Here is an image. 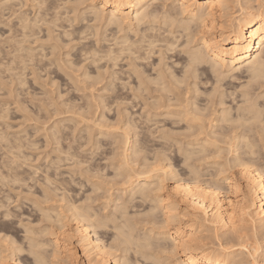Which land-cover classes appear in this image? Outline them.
<instances>
[{"label": "bare ground", "instance_id": "obj_1", "mask_svg": "<svg viewBox=\"0 0 264 264\" xmlns=\"http://www.w3.org/2000/svg\"><path fill=\"white\" fill-rule=\"evenodd\" d=\"M231 1L234 3L233 10L236 8L235 11L231 10L229 13L228 0H0V15L4 16L2 19L5 20V16L8 15V19L13 16L12 18L15 20L13 23L9 21L10 25H6V23L4 25V21L0 18L2 21L0 26L3 25V28L7 26L4 29L8 32H4V34L0 32V35L5 36L6 33L8 36L1 39H7L6 42L11 41L10 45L8 42V47H6L7 44H4L5 46L1 44L4 43V40L3 42L0 40V44L4 46L0 48V53L4 48L12 49L11 54L8 53L11 55V63L4 62L8 67L10 65L11 74L14 75L12 68L17 61L19 66L17 67V64L14 69L18 68V70L15 69L18 72L24 68L18 73L21 75L24 71L29 70L27 67L25 69V66L29 65L27 63L30 60L34 61L37 57L36 63L38 64L39 60L44 61L43 59L48 57L47 55L55 56L53 59L48 57L50 60L46 58L49 63L55 58L54 62L57 65L51 61L54 66L57 67L61 64V66H65L64 68H68L67 64L71 59L67 61L65 56L68 57L71 53H75L77 60L82 59L86 63L89 59L90 65L95 64L94 67L97 70L103 64L106 65L103 67L108 68V71H105L108 72L109 83L106 80L102 91H106L104 89H111V92L112 90L129 89L133 92L143 91L144 93L145 91L147 93L149 91L153 94L155 91L158 93L157 96L147 94L152 97L151 101L148 100L149 103H147L146 96L144 97L146 101L141 100V95L138 92L140 98L135 99L137 97L133 94L134 98L133 96L132 98L140 99L142 102L144 100L141 106H143L142 108L149 106V110H142H146L148 115H165L170 118L174 116L171 118L174 119L171 122L175 123L174 125L182 122L184 125L179 128L183 127L186 131L181 132V136H175L171 134L172 132L167 133L170 131L169 129L167 132L163 130L164 132L158 137L160 147H157L160 149L153 150L152 148V151L149 149L151 146L149 147L148 143L152 131L150 130V134H148V129H146L150 126L146 124L148 122L143 123L148 125L145 128L141 127L144 126L141 122L140 128L144 131H138L136 128L139 127L137 126L139 119L136 118L137 122L135 123L133 118L131 119L133 116H128V112L123 111L122 116L120 112H115L118 114L115 117L116 120L120 119L118 117H122L123 120L118 121V125L121 123V126L117 128L119 132L113 133V138L108 144L113 146L111 151L113 158H111L115 159L112 163L114 167L111 166L114 169V176H112L114 179L111 182L115 183V179H117L116 182L120 179V182H118V186L114 184L115 187L112 183V186L108 185L110 184L107 181L109 179L104 183L100 181L102 178H98L100 182H90V178L86 177V182L90 183L89 185L92 187L90 190L93 193L102 190L101 196L102 194L108 195V197L105 196L108 200L103 199L107 202L100 203L102 205L91 204L93 201L96 203L95 200L98 197L96 194L95 200H92V195H90L91 197L86 195L85 198L83 197L84 200L81 197V201L79 200L77 203L75 198L77 195L74 194L75 197H72L69 188V182L72 183V178L74 180L73 175L70 180H67V177L59 176L64 180L61 181L56 176L57 174L54 176L48 172L58 169L60 174L59 168L52 166L50 168L53 169L49 168L45 172L43 170L46 169H42L39 175H35L39 173L40 166L39 168L36 166V168L26 162L29 166L27 170L26 164L21 160L25 153L23 151L21 155L24 136L14 134V137L7 139V136L3 137V133L0 132L2 134V137L0 136L1 148L5 147L4 150L7 148L4 155L6 158L2 156L4 151L0 150L2 151L0 152L2 153V155L0 154L2 156H0V183L2 184L0 188L5 186L6 189L8 188L6 191L3 190L5 194L0 189L2 193H0V261H3V264H78L79 251L84 258V264H243L246 253L242 248H246V252L253 257L256 264L259 257L264 261V251L261 254L257 252L259 244L255 243L257 247H247L250 236H255L253 238H257L256 236L259 235L264 237V162L258 160L257 163V157L262 155L260 149H257L260 148L258 142L263 143L261 146L264 150V122L261 119L264 114V0ZM10 34L11 36H9ZM40 34L44 36V39L39 37ZM70 42H74V44L67 46ZM30 43L41 49L34 48ZM66 47H69V50L71 47L75 52L68 51L70 54L68 55V52L64 51L65 56L63 55L62 58L65 59L61 60L59 56H62L61 51L66 50ZM179 47L181 48L177 51ZM38 50L41 51L37 52ZM156 53L159 55L158 59L156 58L157 64L156 61L149 60ZM5 55L8 57L6 53ZM5 55L2 57H5L6 60ZM57 55L61 61L66 62L65 65L63 62L58 63L61 61L56 59ZM40 56L43 59H38ZM165 58H170V60L173 58V61L169 64L165 62ZM9 60L6 61L9 62ZM47 61L42 67L51 66V63L45 64ZM120 61H125V64L119 66L120 70H115ZM100 63L103 64L100 65ZM32 64L34 65V62L30 63V65ZM74 64H71L70 61L71 69ZM2 65L1 71L3 72L7 67ZM30 65L28 67L33 69ZM148 65H153V70L151 69L154 71L153 74L147 69ZM11 66L13 67L11 68ZM61 66L58 67L59 70H61ZM125 66H127L126 69L123 68ZM35 67L37 66L35 65ZM109 67H111V71H109ZM9 69L7 68V71ZM35 69L32 71L33 73ZM78 70L80 69H77V72ZM86 70L88 69L86 68ZM97 70L94 71L99 80V77L103 78L104 72ZM92 71L91 73L95 76ZM117 71H120V76ZM83 73L80 74L82 79H86L87 76L90 78L89 72ZM68 74L71 76L69 72ZM241 74H244L247 80L239 83L238 94L237 86L230 88L231 85L234 86L233 83L231 84L229 81L225 83V81L227 78L230 81L241 80L243 77ZM18 75L19 78L20 75ZM46 75L49 74L46 73ZM73 75L75 74L73 73ZM23 76L25 75L23 74ZM23 76L21 75L19 81L16 77L15 81L26 87ZM71 77H74L76 81L75 76ZM77 77L79 80L80 76ZM89 80L87 81L89 82ZM98 80L96 79L97 82ZM115 80L121 82L118 81V83ZM97 82L94 83L97 84ZM17 85L19 84L17 83L16 87ZM202 85H210V87L205 88ZM83 87L85 86L83 85ZM222 87L223 89H221ZM198 93L200 96L203 94L202 98L205 104L198 103L201 99H197ZM224 96L227 98L232 96L231 101H235L239 97L241 104L225 106L227 99L224 100ZM259 98L262 100L261 102ZM89 101L93 103L94 99L93 101L89 99ZM130 101L127 105L131 104ZM114 102H117V98ZM99 103L103 104L104 102L99 101ZM135 103L138 104L136 101ZM6 109L4 111L7 113ZM118 109L117 111H119ZM2 113L0 117L4 118ZM147 114L143 117L152 121L153 118L150 119ZM99 117H102L104 125H107L104 115ZM155 119L157 118L154 117L153 122L165 120V118L156 121ZM153 122L150 124L152 125ZM108 124L110 125V123ZM164 126L162 124L160 127ZM62 128L64 131V127ZM65 128V130L68 129L66 126ZM52 133L54 132L52 131ZM103 134L105 135V133ZM140 135L142 138H139ZM56 136L55 138H59L61 134ZM91 136L92 134L88 135L89 138ZM155 138L158 139L157 136ZM60 139L62 140L59 138L57 141ZM8 140L12 143L7 142ZM222 140V144L227 143L226 153L230 157L225 154L227 157H225V161L219 163L212 161L216 167L202 170L200 168L201 159L204 162L208 156H211L208 155L210 149L206 154L207 146H215V149H212L210 153L215 154H212L213 157H216L217 153L218 157V154H222L221 151L225 149L220 145L216 147ZM57 141L56 143H58ZM3 142L4 144L5 142L10 143V148L7 147V144L4 146ZM96 142H100L99 136ZM147 144L149 148H147ZM30 145L25 146L30 147ZM66 148L62 149L67 152ZM148 149L149 151H147ZM175 150L181 156L179 161L183 165L185 163L187 168H176L177 164L171 162L172 155L170 156V154H173ZM165 151L170 154L168 155V152ZM141 152L142 157H139ZM257 152L259 155L255 158L254 155ZM26 153L23 158L25 160L30 156L29 154L27 156ZM68 153L71 154L72 151ZM68 153L66 155L70 157L75 152L71 155ZM149 153L152 154L149 155ZM75 154L78 155L77 152ZM77 158H72V162L73 159L75 162ZM67 159L66 161H68ZM259 159L261 158L259 157ZM59 160L61 161V159ZM196 161H200V165ZM212 162L208 163L212 165ZM75 163L78 164L80 161ZM52 164L54 165V162ZM81 166L77 165L78 168ZM31 167L34 169H30ZM41 167L43 168V166ZM45 167L48 166L45 165ZM236 167L238 175L232 172ZM83 170L84 168L81 172ZM88 170H84V173L86 174L85 171ZM91 175L89 176L91 177ZM97 176L100 175L97 174ZM26 180L35 184L40 182L41 185H38L42 187L40 196L35 192L38 198L33 195L35 190L32 191L33 193L30 190L35 188V185L28 184ZM168 180H170V184H168ZM76 181V179L73 181V186ZM105 183L111 189L114 187L115 192L109 193L110 188L102 189ZM72 185L70 186L73 187ZM84 185L82 186L84 187ZM168 186L170 187L167 188ZM16 188L18 192L14 191L16 194L13 195L12 191ZM78 189L80 188L77 187V192L75 190L76 194H79ZM71 190L73 191L74 188ZM104 195L99 196L102 199ZM21 199L31 201L34 209L31 210L32 206L28 205L25 207L30 208V211H24L23 207H20V203L17 204ZM89 200L92 202L90 201V203ZM109 202H111L110 205H108ZM21 205L23 206V202ZM135 208L137 210L134 211ZM34 215L33 220L41 223L40 226L31 224V218ZM71 222L75 223H72L74 226L70 225ZM193 225H198L199 228L203 227L205 230L209 229V232L212 230L216 239L205 243L200 235L192 229ZM199 228L198 230H200ZM20 232H23L24 235L19 234ZM261 236L258 238L261 239ZM72 237L75 238L79 251L73 245ZM236 247L240 248L236 249ZM22 253L25 255L24 258L30 262L19 256ZM243 253L245 254L241 258ZM169 259V262L165 261ZM147 260H152V263Z\"/></svg>", "mask_w": 264, "mask_h": 264}, {"label": "rangeland", "instance_id": "obj_2", "mask_svg": "<svg viewBox=\"0 0 264 264\" xmlns=\"http://www.w3.org/2000/svg\"><path fill=\"white\" fill-rule=\"evenodd\" d=\"M230 1V2H229ZM231 0H228V2H227V4H229L228 5V12L230 13L231 12V10H232V12L233 11H235V8H234V10H233V5H234V3L232 2V4H231ZM231 7H232V9H231ZM235 14V13H234ZM8 15H6L5 16V20L4 19H2V17H4V16H2L1 17V15H0V18H1V20H3L4 21V25H5V23H6V25H10L11 23H13V21H15V20H13V16L11 17L10 16V19H8L9 17H7ZM8 19V20H7ZM0 20V22H2ZM7 20V22H5ZM12 20V21H11ZM9 21L11 22V23H9ZM7 23H9V24H7ZM3 24V23H2ZM2 26V27H1ZM0 26V30H1V28H2V30L0 31L1 33H3L4 34V32H6V29H4L5 27H7V26H4V28H3V25H1ZM6 33H8V32H6ZM6 33H5V36L3 35V34H1L0 36V40H2V42H3V40H4V43H1V44H7L8 42H9V40L6 42V40L4 39V38H6V37H8V36H6ZM41 35V34H40ZM39 35V37H41V38H43L44 39V36L43 35H41L40 36ZM9 36H11V34L9 35ZM2 37H4L3 39H1ZM9 39V38H8ZM41 40V39H40ZM6 42V43H5ZM11 42V41H10ZM10 42H9V45H10ZM0 44V48H2V46L3 45H1ZM74 44V42L73 43H71L70 42V44H68L67 46H71V45H73ZM4 45V46H5ZM30 45H31V43H30ZM3 46V47H4ZM31 46H33L34 48H36L37 46H35V44L34 45H31ZM6 47H8V44L6 45ZM68 48V49H67ZM180 48L181 47H179L178 49H177V51L178 50H180ZM5 49V48H4ZM3 49V51L1 50V53H0V64H1V62H3L2 64H4V67H5V65H6V63H11V55H8V53H10L11 54V50L12 49H10V47H9V49L10 50H8L7 48V50L5 49L4 50ZM36 49H41V48H36ZM35 49V50H36ZM70 49L71 50H69V47H66V50L64 49V50H62L61 52H62V56H59L60 58H61V60L62 59H65L66 58V60L68 61L69 59H71V60H69V62H68V64H67V66H69L68 68H64L65 66H61V64L59 65V66H61L62 68H61V70H59L60 68H58L59 66H57L56 67V62H54V61H56L55 60V58H54V61H52L54 64H56L55 66H54V64L50 61V63L46 60V58H50L51 59V57H52V59H53V57H55V56H51V55H47L48 57H46V58H44L43 59V57H38V59H40V58H42L44 61H40L39 60V65L36 63V58L37 57H35V60L34 61H32V60H30L29 62L30 63H32V62H34V65L32 64V65H30V63L28 62L27 64H29L30 66H32V68L33 69H30V67H28L29 65H26L25 66V69H26V67L27 68H29V70H27V71H24L23 72V74L25 75V76H23V74L21 73V75L23 76V80L25 81L24 82V85L26 86V87H24L22 84H20L19 82H17V81H15V79L17 80V75H18V73H19V71H22L24 68H22L21 70H19L18 72L17 71H15V69H14V67L18 64V61H17V63H16V65L14 64V67L13 66H11V68H12V70H14V75L13 74H11L10 73V70L11 69H9V67H10V65H9V67H8V65H6V67L9 69L8 71H7V68H6V70L4 71L3 70V72L1 71L2 69V64L0 65L1 67H0V71H1V73L0 74H2V75H0V85L2 86H0V110L3 112H1L5 117L3 118H1L0 119V132L1 133H3V137H4V135H6L7 136V139H9V137H10V139H11V137L13 136H15L16 134L19 136V135H23L24 136V138H23V145H22V153H21V155L23 154V151L26 153V155L27 154H29V155H27V156H29V157H27L26 158V160L25 159H23L24 158V156H25V153H24V155H22L23 157L21 158V160L22 161H24V163L26 164V162H27V164H30V166H37L38 168H39V166H40V168L41 169H38L39 170V173H37V174H35V175H39L40 174V170H42V169H46V170H43V172H45V171H47V170H49V168L50 167H56V168H59V172H60V174L58 173V169H54L52 172H51V170L50 171H48L49 173H51L52 175H54V174H57L56 176L58 177V179H60V177L59 176H63L62 178H65V177H67L68 179L67 180H70L71 179V176L72 177H74V180H73V178L71 179V181H72V183L71 182H69V188H70V193H71V195H72V197H75L74 196V194L75 195H80V196H78V198H77V196L75 197L76 199H77V203L79 202V200L81 201V197H82V200H84L83 199V197L85 198L86 197V195L87 196H90V195H92V197H93V199L92 200H95L94 198H95V194L98 196V197H96V199L97 200H95L96 201V203H93L92 202V200H89V202L91 203V204H93V205H102V204H104L105 202H107V198H105V196L107 195V194H102V196L104 195V198H100V196H101V192L103 193V191L102 190H100V192L98 191V192H96L95 191V193H93L92 192V190H90V189H92V187L89 185L90 183H87L86 181H87V179H86V177L88 176V178H90L89 180H90V182L91 181H99L101 178L102 179H105V180H100V181H103V183L104 182H110V184H108L109 186H112L111 185V181L114 179V177H113V179H112V176H114V169H113V167H114V165L112 164V163H114V160L115 159H112L113 157H112V154H111V151H112V148H113V146H112V144H108V142L109 141H111V138H113V133H116V132H119L118 131V129L117 128H119V126H121V123H120V125H118L117 123H118V121H120V120H123V118L122 117H118V118H120V119H118V121L116 120V118L115 117H117V113L118 112H120L121 113V116H122V114L124 113L123 111H125V112H128L127 114H128V116L129 117H131V116H133V117H131V119L133 118V120H134V122L136 123L137 121L139 122V123H137L138 125L137 126H139V127H135L138 131H144V130H142V128H140V123L142 122V124L144 123L145 124V122H148V123H146V124H148V125H150L149 126V128H151V129H149L148 127L146 128V129H148L147 130V132H148V134H150L149 133V131L151 130L152 132H151V137H149V135H148V140H153V141H148V143H149V147H148V144H147V148H149L150 150H152V148H153V150H156V149H160L159 147V145H158V143H159V141H160V139L158 138L159 137V135H161V133L162 132H164L163 130H166V132H167V130L169 131V132H167V133H170V132H172L171 134H173V135H175V136H181L180 135V133L181 132H186V131H184V128L182 127L181 129L179 128V127H181L182 125H184L182 122H180V124H177L176 123V125H174L171 121H173L171 118L172 117H174V116H172L171 118H170V116H165V115H155V116H153V115H151L150 113V115H148L147 114V112H146V110L148 109L149 110V106L147 107V108H142L143 106H141L142 105V103H144V97L145 98H148V99H146L147 100V103H149V101H151L152 99V97L151 96H157V94L158 93H155V91H154V94L153 93H150L149 91L146 93L145 91H144V93H143V91H137L140 95H141V98L140 97H138V96H140L136 91H132V90H129V89H124V90H121V91H113L112 90V92H114V93H112L110 90L111 89H104V90H106V91H102L103 90V85L104 84H106V80H107V83H109V81H108V76H107V74H108V72H106L105 70H107V69H105L104 67H106V65H104L103 63H100V65L101 64H103L102 65V69L104 70H102L101 68H99L98 70L97 69H95V64H92V65H90L91 63H89L90 62V60L88 59V61H86V63H85V61L83 62V60L82 59H80V61H81V63H80V61L79 60H77L78 58L76 57V54L75 53H71V52H75V50H73L71 47H70ZM8 51V52H7ZM41 51V50H40ZM39 50L37 51V52H40ZM64 51H69L70 53H71V55L69 54V52H68V55H70V56H72V58H70V56H68V57H66L63 53H64ZM4 53V54H3ZM5 53L8 55V57L5 55ZM42 53V52H41ZM72 54H74V55H72ZM2 55H5L6 56V60H9V62H7L4 58L5 57H2ZM65 56V58H62V57H64ZM2 57V58H1ZM58 57V55H57V57H56V59L57 60H60V58ZM158 57H159V55L156 53V54H153L152 55V57H151V59H149L151 62L153 61H156L155 63L157 64L158 62ZM48 58V59H49ZM59 58V59H58ZM157 58V59H156ZM174 58V60H175V57H173ZM173 58L170 60V58L168 59V58H165V62H167V63H169V64H171L170 62H172L173 61ZM2 59V60H1ZM49 59V60H50ZM4 60V61H3ZM60 60V61H61ZM65 60V61H66ZM76 62H75V61ZM168 60H169V62H168ZM14 61V60H13ZM38 61V60H37ZM45 61H47L45 64H47V65H51L50 67L48 66H46V68L45 67H42V65L44 66V62ZM70 61H71V64H74V63H77V64H79V65H72L73 66V68L71 69V65H69V63H70ZM4 62H6V63H4ZM27 62V59H26V61H25V63ZM41 62V63H40ZM64 63V60L63 61H61V62H59L58 61V63ZM73 62V63H72ZM83 62V63H82ZM13 63V62H12ZM49 63V64H48ZM66 63V62H65ZM65 63H64V65H65ZM85 63V64H84ZM150 63V62H149ZM154 63V64H155ZM41 64V65H40ZM81 64H83V65H81ZM124 65L125 64V61H120L119 62V65L118 66H116V69L115 70H120V68L121 67H119L120 65ZM11 65H13V64H11ZM35 65L37 66V67H35ZM19 66V64L17 65V67ZM53 66H54V68H53ZM74 66H77V67H74ZM104 66V67H103ZM3 67V68H4ZM39 67H42V68H39ZM78 67H80V68H78ZM84 67V68H83ZM152 67H153V65L151 66V65H148L147 66V69L150 71V72H152L151 74H153L154 73V71H152L153 69H152ZM37 69V71H36V69ZM45 68V69H44ZM48 68V70H46ZM64 68V69H63ZM73 70V73L75 74V75H73V73H71V70ZM74 68H75V71H76V73H75V71H74ZM82 68V69H81ZM86 68L88 69V70H86ZM91 68V69H90ZM97 68V67H96ZM110 69H109V71H111V67H109ZM123 68H127V66H125V67H123ZM5 69V68H4ZM35 69V72L33 73L32 71ZM38 69H39V71H38ZM42 69V70H41ZM51 69V70H50ZM66 69V70H65ZM77 69H80V70H78V72H77ZM83 69H85V70H83ZM152 69V70H151ZM16 70H18V68L16 69ZM31 70V71H30ZM45 72H44V71ZM68 70V71H67ZM93 72V73H95V71L94 70H97V71H101V72H104L102 75H103V78H102V76L101 77H99V80H98V78L96 77V73H95V76L91 73V71ZM47 71H49V72H47ZM56 71V72H55ZM64 71V72H63ZM80 71V72H79ZM87 71V73H88V75L90 74V78H87V77H89V76H87L86 77V79H82L83 77L81 76L82 75V73L83 72H86ZM108 71V70H107ZM6 72H8V73H10V74H8V73H6ZM17 73V75H16V73ZM26 72V73H25ZM38 72V73H37ZM52 74H51V73ZM67 72V73H66ZM68 72L70 73V75L71 76H75L76 77V81H75V79H74V77L72 78L71 76H69V74H68ZM118 73V75L120 76L121 75V73L119 74V72L120 71H117ZM37 73V74H36ZM42 73V74H41ZM46 73H48L49 75H46L45 76V74ZM35 76V79H34V76ZM38 74H41V75H38ZM68 74V75H67ZM81 74V75H80ZM84 74V73H83ZM106 74V75H105ZM10 75H13V76H10ZM16 75V76H15ZM20 75V74H19ZM18 75V76H19ZM21 75L19 76V78H18V81H19V79H21ZM37 75L39 76L38 77V79H37ZM66 75V76H65ZM93 75V76H92ZM145 75H146V73H145ZM11 77V80L12 79H14V80H10V77ZM14 76H15V78H14ZM65 76V77H64ZM70 78H68V77ZM77 76H80L79 77V80H78V77ZM84 76V75H83ZM241 76H243L242 78H241V80H239V79H237L236 81H234V80H229L228 78L226 79V81H225V83H227L228 81L232 84L233 83V85L234 86H232L230 83H228V84H230L231 85V87L230 88H235L236 86V91H237V93L239 94V87H240V85H239V83H241V82H245L246 80H247V78L244 76V74H241ZM7 77H9V78H7ZM17 77V78H16ZM24 77H25V79H24ZM108 77V78H107ZM3 78V79H2ZM54 78V79H53ZM100 78H102L101 80H100ZM107 78V79H106ZM2 79V80H1ZM68 79H69V81H68ZM89 79H91V80H89ZM93 79H95V80H93ZM96 79L98 80V82H100L99 84H98V82L96 81ZM22 80V81H23ZM72 80H74V82H72ZM78 80V81H77ZM80 80H82V81H80ZM87 80H89V82L87 81ZM26 81H27V84L29 85H27V84H25L26 83ZM66 81H67V83H66ZM85 82V83H82V82ZM91 81V82H90ZM104 81V82H103ZM119 80H115V82H118ZM12 82V83H11ZM86 82H88V83H86ZM97 82V84H95V83ZM119 82H121V81H119ZM118 82V83H119ZM19 84V85H17V87H16V84ZM23 83V82H22ZM75 85H74V84ZM236 83H237V85H236ZM67 84V85H66ZM85 86V87H83V85ZM90 84H91V86H90ZM94 84V85H93ZM20 85H22V86H20ZM87 85V86H86ZM92 85H93V87H95V88H93L92 87ZM239 85V86H238ZM20 86V87H19ZM90 86V87H89ZM203 86V85H202ZM205 86V88H208V87H210V85H204ZM203 86V87H204ZM226 86H228V85H226ZM18 87H19V89H18ZM71 87V88H70ZM87 87H89L88 89H86ZM91 87H92V89H91ZM203 87H202V89H203ZM223 87H225V86H223ZM223 87L221 88V89H223ZM80 88H81V91H80ZM83 88H85V89H83ZM226 88V87H225ZM76 89V90H75ZM79 90V91H78ZM109 90V91H108ZM129 90V91H128ZM122 91H124V92H122ZM129 92V94H131L130 96H129V94H128V92ZM131 91V92H130ZM200 91V90H199ZM119 92V93H118ZM122 92V93H121ZM141 92H142V94H141ZM152 92V91H151ZM202 92V91H201ZM92 93H93V95H92ZM137 93V94H136ZM146 93V94H145ZM151 94V96L150 95H147V94ZM236 93V94H237ZM114 94V95H113ZM117 94V95H116ZM118 94H119V96H118ZM121 94H122V96H121ZM123 94H125V95H123ZM128 94V95H127ZM135 95V97H137V98H135V99H138V98H140L141 100L142 99H144L143 100V102L139 99V100H135V99H133L134 98V96L133 95ZM235 94V95H236ZM127 95V96H126ZM142 95H143V97H142ZM189 95V94H188ZM203 94H201V96H200V94L198 93L197 94V97H196V95H195V98H197L198 100H199V102L198 103H200V105H203V104H205L204 102H203V96H202ZM93 96H94V98H93ZM100 97V99H98L99 97ZM104 96V97H103ZM111 96H113V97H111ZM132 96H133V98H132ZM148 96H150V97H148ZM200 96V97H199ZM110 97V98H109ZM129 97V98H128ZM225 97V96H224ZM229 98H227V96L224 98V100H226V103L225 104H227V105H225V106H229V105H232V106H235V105H239V101H241V100H239V97H237L236 99H235V101H236V103H238V104H236L235 103V101H231L233 98H231L232 96H228ZM102 98V99H101ZM107 98V99H106ZM117 98V102H114V100ZM119 98V99H118ZM120 98H121V101H120ZM127 98H128V100H127ZM133 99V101H132V99ZM241 98V97H240ZM89 99L91 100L92 99V101H93V99H94V101H93V103L91 102V101H89ZM98 99V100H97ZM105 99H106V101H105ZM110 99H112V100H110ZM150 99V100H149ZM197 99H195V100H197ZM204 99H205V95H204ZM229 99V100H228ZM262 99V98H261ZM122 100H124V102L126 103V101H127V103L125 104L124 102H122ZM126 100V101H125ZM131 100V101H130ZM145 100V101H146ZM149 100V101H148ZM197 100V101H198ZM259 100H260V98H259ZM258 100V101H259ZM99 101L101 102L102 101V103L103 104H100L99 103ZM110 101V102H109ZM120 101V102H119ZM130 101V103L132 104H129V105H127L128 104V102ZM135 101L136 102H138V104L137 103H135ZM140 101V102H139ZM201 101V102H200ZM262 100H260V102H261ZM90 102H91V104H90ZM96 104H95V103ZM98 102V103H97ZM119 102V103H118ZM123 103V105H122V103ZM230 102V103H229ZM233 104H232V103ZM86 103V104H85ZM105 103H107L108 105H106ZM114 103V104H113ZM117 103L120 105L119 107L117 106ZM202 103V104H201ZM229 103V104H228ZM87 104H89V105H87ZM94 104V105H93ZM112 104V105H111ZM241 104V103H240ZM3 107H2V106ZM91 105V106H90ZM96 105V106H95ZM137 105V106H136ZM74 106V107H73ZM105 108H104V107ZM122 106V107H121ZM69 107H71V108H69ZM73 107V108H72ZM98 107V108H97ZM116 107V108H115ZM140 107H141V109H140ZM7 110V113H6V111H4L5 109ZM100 108V109H99ZM117 108H119L118 110L119 111H117ZM126 108H127V110H126ZM115 109H116V111H115ZM142 109H146V110H142ZM144 111V112H143ZM115 112H117L116 114H115ZM146 112V113H145ZM0 113V114H1ZM6 115H5V114ZM102 113V114H101ZM132 115H131V114ZM141 115H140V114ZM146 114H147V116L150 118V119H154V117H156L157 119H155V121L156 120H162V118H165V120L163 119L162 121L164 122L165 121V123H163L162 121H160V122H153V119H152V121H148V120H146V117H143V116H146ZM104 115V117H105V121H107V122H105L107 125H104V123H103V119H102V117H99V116H103ZM136 116V117H135ZM140 116V117H139ZM153 116V117H152ZM161 116V117H160ZM162 116H164V117H162ZM263 116H264V114H263ZM262 116V120H263V122H264V117ZM103 117V118H104ZM135 117V118H134ZM169 117V118H168ZM99 118V119H98ZM114 118H115V123H114ZM122 118V119H121ZM136 118L137 119H139V120H137L136 121ZM142 120H141V119ZM100 119H102V120H100ZM144 120H146V121H144ZM101 121V122H100ZM99 122H100V124H99ZM151 122H153L152 123V125L150 124ZM171 122V123H170ZM108 123H110V125L108 124ZM159 123V124H158ZM170 123V124H169ZM182 123V124H181ZM64 124H65V126L68 128L67 130H65L66 128H65V126H64ZM96 124V125H95ZM98 124V125H97ZM118 125V126H116V125ZM143 124V125H144ZM161 124V125H160ZM162 124L163 125H165L164 127H160V126H162ZM174 126H173V125ZM93 125H95V126H93ZM148 125H144V126H141V127H143V128H145L146 126H148ZM157 125V126H156ZM180 125V126H179ZM100 126H102V127H100ZM170 126H171V128H170ZM172 126L174 127V129L172 128ZM58 127V128H57ZM62 127H64V131H63V128ZM89 127H91V128H88ZM160 127V128H159ZM56 128V129H55ZM85 128V129H84ZM94 128V129H93ZM139 128V129H138ZM164 128V129H163ZM59 131H58V130ZM86 129H88V130H86ZM99 129H100V131H101V134H100V131H99ZM105 129V130H104ZM107 129V130H106ZM113 129H114V131H113ZM115 129H117V130H115ZM146 129H145V131H146ZM162 131H161V130ZM173 129V130H172ZM183 129V130H182ZM160 130V131H159ZM219 130V129H218ZM52 131L54 132V133H52ZM86 131V132H85ZM92 131V132H91ZM59 134H58V133ZM66 132V133H65ZM89 134H88V133ZM91 132V133H90ZM99 132V133H98ZM176 132H177V134H176ZM0 133V136L2 135ZM56 133V134H55ZM98 133V134H97ZM103 133H105V135L103 134ZM15 134V135H14ZM55 134V136L57 135V136H60V134H61V137H59V138H62V140L60 141V143H59V141H57L59 138H55V136H53ZM65 134V135H64ZM90 136V134H92V136L94 137L93 138V140H94V142H93V140L91 139L92 138V136L89 138L88 137V135ZM16 135V136H17ZM68 135V136H67ZM153 135V136H152ZM182 135H183V133H182ZM5 136V137H6ZM56 136V137H57ZM63 136V137H62ZM98 136H99V138H100V142H96V139L98 138ZM155 136H157V138L158 139H156L155 138ZM2 137V136H1ZM87 137H88V139H87ZM96 137V138H95ZM154 137V138H153ZM25 138H26V140H25ZM55 138V139H54ZM104 138V139H103ZM139 138H142V135H140V137ZM222 139V138H221ZM64 140V141H63ZM1 141V140H0ZM2 141H4V139H2ZM28 141H30V142H32V145H30V142H28ZM56 141L58 142V143H56ZM7 142H10V143H12L10 140H8ZM25 142V143H24ZM153 142V143H152ZM157 142V143H156ZM220 142V143H219ZM218 142V144L216 145V147L217 146H221V148H225L224 150H225V152H224V150L223 151H221V152H223L222 154H218V157H217V153H216V157L214 156L213 157V155H215L214 153H210L211 151H212V149H215V146H211V145H208L207 147V153L206 154H208V151H209V149L211 150L210 152H209V154L208 155H211V156H208V159L205 161L204 159V162L202 161V159H201V162H202V164L200 165V161L199 162H197L196 161V163H198L199 165H200V168H202V170L204 169V171H205V168H208V167H216V165L213 163L214 161L216 162V163H219V162H223V161H225V159L227 158V157H230L229 156V154H227L226 152H227V150H226V146H227V143L226 144H222L221 142H223V140L222 141H219ZM1 143V142H0ZM10 143H6L5 142V144H4V142H3V144H4V146H6V144H7V147L9 146V148H10ZM27 143H29V144H27ZM150 143H152L151 145H150ZM259 144H260V146H259V144H258V147H260V148H257L260 152H261V154L262 155H260L259 157L262 159H259V157H257V155H259V152H257V154L255 153V155H254V157L256 156L257 157V163H258V160L259 161H261V162H264V150H262V146H261V144H263V143H261V142H258ZM2 144V143H1ZM1 144H0V150L2 149L3 151H4V153H3V155H2V153H0L2 156H4L5 155V150L7 149H3V148H5V147H3V148H1ZM10 144V145H9ZM30 145V147L28 148V147H26L25 145ZM99 144H101V145H99ZM157 144V145H156ZM67 145V146H66ZM31 146H32V148H31ZM99 146V147H98ZM157 146H159V147H157ZM66 148L67 149V152H65L64 151V149H62V148ZM70 147V148H69ZM98 147V148H97ZM157 147V148H156ZM228 147V146H227ZM58 148V149H57ZM61 148V149H60ZM69 148V149H68ZM172 148H176V147H172ZM65 149V150H66ZM149 149L147 150V151H149ZM228 149V148H227ZM264 149V148H263ZM60 150V151H59ZM146 150V149H145ZM152 150V151H153ZM257 150V151H258ZM16 151V150H15ZM20 151H21V149H20ZM20 151H19V153H20ZM65 153H64V152ZM72 151V153L71 154H73L74 152L76 153L77 152V154L78 155H76L75 153V155L73 154V156H76V157H73V156H67L66 155V153H68V152H71ZM146 151V152H147ZM0 152H2V151H0ZM166 153L168 152V151H165ZM165 153V154H166ZM69 155H71L70 153H68ZM140 155L142 154V152L141 153H139ZM146 154H148V153H146ZM152 154V153H151ZM150 153H149V155H151ZM168 155L170 154V152H168L167 153ZM206 154H204V156L206 157ZM213 154V155H212ZM225 154H227V157H226V155ZM0 155V156H1ZM140 155H138L139 157H142V155L140 156ZM144 155H145V152H144ZM172 155V157H171V162H173V164H174V162H175V164H177V165H175V167L176 168H183V169H185V168H187V167H185V163H184V165L179 161L180 159H181V156L179 155V153H176V150H175V152H173V154L171 153L170 154V156ZM1 156V157H2ZM63 156V157H62ZM66 156V157H65ZM5 158H6V156H4ZM62 157V158H61ZM65 157V158H64ZM78 157V158H77ZM112 157V158H111ZM139 157L137 158L138 160H139ZM211 157V158H210ZM226 157V158H225ZM255 157V158H256ZM263 157V158H262ZM29 158V159H28ZM65 159V161H64V159ZM67 158H69L70 160H68ZM72 158H77V160L75 161V162H79L80 161V163H75L74 162V160L75 159H73V162H74V164L72 165ZM107 158V159H106ZM116 159L118 158V157H115ZM207 158V157H206ZM59 159H61V161L63 160L64 162H61ZM66 159L68 160V161H66ZM112 159V160H111ZM212 162V165H211V163H208V162ZM54 162V165L52 164ZM55 162H56V164H55ZM59 164H58V163ZM111 162V165H109V163ZM195 162V161H194ZM81 163H82V166H81ZM206 163V164H205ZM260 163V162H259ZM25 164H23L24 166H25ZM27 164H26V168L27 167H29V166H27ZM51 164V165H50ZM60 165L59 167H58V165ZM179 164V165H178ZM45 165L46 166H48V167H45ZM50 165V166H49ZM57 165V166H56ZM77 165H79V166H81V168L79 169L78 167H77ZM106 165H108V166H106ZM113 165V167H111ZM41 166H43V168L41 167ZM75 166V167H74ZM36 167V168H37ZM89 167V168H88ZM185 167V168H184ZM23 168H25V167H23ZM22 168V169H23ZM26 168L24 169L25 171H27L29 168H27V170H26ZM84 168V170H88V171H85V172H87L86 174L84 173V170H83V172H81L82 171V169ZM85 168H87V169H85ZM91 168V169H90ZM30 169H32V167L30 168ZM34 169V168H33ZM32 169V170H33ZM50 169H53V168H50ZM77 171H76V170ZM24 170H22V171H24ZM80 170V171H79ZM208 170H211V169H208ZM237 170H238V168L236 167L235 169H233V174H237ZM24 171V172H25ZM31 171V170H30ZM91 171V172H90ZM203 171V172H204ZM207 171V170H206ZM23 172V173H24ZM53 172H55V173H53ZM69 173V174H68ZM72 173V174H71ZM88 173H90V174H88ZM92 173H94V174H92ZM98 175H100V176H97V174ZM112 173H113V175H112ZM25 174H26V172H25ZM25 174H23V175H25ZM28 174H29V171H28ZM28 174H27V176H28ZM80 174H82V175H80ZM93 176H92V175ZM67 175V176H66ZM68 175H69V177H68ZM89 175H91V177L89 176ZM95 175V176H94ZM238 175V174H237ZM26 176V175H25ZM55 176V175H54ZM36 177V176H35ZM83 177V178H82ZM84 177H85V179H84ZM95 177V178H94ZM98 178H100V179H98ZM118 178V177H117ZM75 179L77 180L76 182H75V185L73 186L72 184H74L73 183V181H75ZM79 179H80V181H79ZM83 179H84V181H83ZM95 179V180H94ZM107 179H111L110 181L109 180H107ZM61 181H64L63 179H60ZM107 180V181H106ZM26 181H28V180H26ZM26 181H25V183H26ZM30 181V180H29ZM28 181V184H33V186L35 187V188H33V189H30L31 190V192L33 191V190H35V191H33L34 192V196H35V198L37 197L38 198V196H40V189L42 188V187H39L41 184H39L38 182V184H35L34 182L32 183L31 181L29 182ZM61 181H59V182H61ZM66 181V180H65ZM99 181V182H100ZM117 181V179H115V183L113 182L112 184H113V186H115L114 184H118V182H120V179H119V181L118 182H116ZM240 181L241 182H243V180L242 179H240ZM86 182V183H85ZM168 182V184H170V180H168L167 181ZM71 183V184H70ZM81 183H82V185H86V187H85V185H84V187L81 185ZM102 183V182H101ZM77 184H80L81 185V187H80V185H77ZM106 184L107 183H105V185L103 186V188L102 189H105V190H108L110 187L107 185L106 186ZM0 185H2L1 183H0ZM39 185V186H38ZM70 185H72L73 187H71ZM77 185V186H76ZM89 186V187H88ZM118 186V185H117ZM2 187V186H1ZM6 187V186H5ZM5 187H3V188H0L1 190H2V192H3V194H5L4 192L8 189H6ZM77 187H79L80 189H78V192H79V194L77 193L76 194V192H77ZM83 187V188H82ZM88 187V188H87ZM91 187V188H90ZM105 187V188H104ZM106 187H107V189H106ZM116 187V186H115ZM170 186H168L167 188H169ZM25 188V187H24ZM71 188H74V193L72 194V190H71ZM17 189V188H16ZM16 189H14L12 192H18V189L16 190ZM21 189V188H20ZM23 189V188H22ZM21 189V190H22ZM85 189V190H84ZM87 189V190H86ZM111 189V188H110ZM114 189V190H113ZM0 190V191H1ZM3 190H5V191H3ZM25 191H26V189H24ZM23 190V191H24ZM75 190H76V192H75ZM82 190H84V191H82ZM112 190V191H111ZM110 191H108L109 193H114L115 192V188L113 187L112 189H111ZM39 191V192H38ZM87 191V192H86ZM91 191V192H90ZM114 191V192H113ZM13 193V195L14 194H16V193ZM32 192V193H33ZM39 194L38 196H36L37 194ZM84 192H86L85 194H84ZM1 193V192H0ZM23 193V192H22ZM26 193V192H25ZM32 193H31V195H32ZM83 193V194H82ZM99 193V194H98ZM2 194V193H1ZM36 194V195H35ZM94 195V196H93ZM100 195V196H99ZM30 196V195H29ZM34 196H31V197H34ZM101 196V197H102ZM91 197V196H90ZM107 197H108V195H107ZM100 198V199H99ZM103 199H107L106 201L105 200H103ZM22 200V199H21ZM18 200V203L17 204H19L20 203V207L22 208V209H24V211H30L29 209L30 208H28L27 209V207H25V206H30L32 203H31V201L30 202H28L27 200L28 199H24V201L22 200ZM103 200V201H102ZM21 201V202H20ZM23 202V206L21 205V203ZM103 202V203H102ZM25 203H28V204H25ZM98 203V204H97ZM100 203H102V204H100ZM25 204V205H24ZM111 204V202H109V204L108 205H110ZM32 206V208H31V210L32 209H34L33 208V205H31ZM30 206V207H31ZM25 207V208H24ZM131 209V211H133V209L132 208H130ZM141 209H142V207H141ZM140 208H139V210H141ZM135 210H137V208H135L134 209V211ZM35 214V213H34ZM33 217L35 218V215L34 216H32V222H31V224H33V225H35V224H39L36 220H33ZM26 221V220H25ZM36 223H35V222ZM34 222V223H33ZM72 223L73 224H75L74 222H71V224L70 225H72ZM41 225V223L39 224V225H36V226H40ZM72 226H74V225H72ZM197 228V229H196ZM198 228H199V226L198 225H193L192 226V229H194L195 231H196V233H198L199 235H200V237L203 239V241L205 242V243H209V242H211V241H214L216 238H214V232L212 231V230H210L211 232H209V229H206V230H208V231H206L205 230V228H203V227H200L199 229L200 230H198ZM202 228V229H201ZM200 233H199V232ZM23 232H20L19 234H21V235H24V233L22 234ZM201 233H202V235H201ZM205 234V235H204ZM208 234V235H207ZM1 235V234H0ZM203 236V237H202ZM206 236H208L207 238H206ZM210 236V237H209ZM261 235H259V236H256L257 238H253V237H255V236H250V238L248 239V242H249V244L251 245L250 247H249V244L247 245V247L248 248H251V247H257V245H255V243L256 244H259L258 245V249L259 250H257V252L259 253V254H261L263 251H264V240H262L264 237H262L261 239L260 238H258V237H260ZM212 237V238H211ZM213 239V240H212ZM258 241H257V240ZM72 241H73V245L75 246V247H77V251H79L78 250V246H77V242H76V240H75V238H73L72 237ZM253 245V246H252ZM260 246V247H259ZM238 248H240V247H236V249H238ZM242 249H244V251H245V253H243L242 254V256H241V258H243V255L245 254V256H244V259H243V264H256V262L253 260V257H251L250 255H248V253L246 252V248H242ZM25 253V252H24ZM24 253H22V254H20L19 256H21V257H25V255H24ZM259 254H258V256H259ZM79 255H80V257L78 258V264H84V258L82 257V255H81V253H80V251H79ZM246 255H248V256H246ZM25 260H27V262H30V260H28V259H26V258H24ZM168 259V258H167ZM148 261V260H147ZM152 260H149L148 262L149 263H152L151 262ZM166 262H169L170 261V259L167 261V260H165ZM165 262V263H166ZM257 264H264V261H262L261 260V258L259 257V259H258V261H257Z\"/></svg>", "mask_w": 264, "mask_h": 264}, {"label": "snow or ice", "instance_id": "obj_3", "mask_svg": "<svg viewBox=\"0 0 264 264\" xmlns=\"http://www.w3.org/2000/svg\"><path fill=\"white\" fill-rule=\"evenodd\" d=\"M0 264H3V261H0Z\"/></svg>", "mask_w": 264, "mask_h": 264}]
</instances>
